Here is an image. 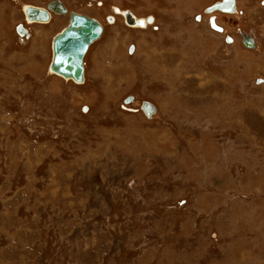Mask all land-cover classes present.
I'll return each instance as SVG.
<instances>
[{"label": "rangeland", "instance_id": "1", "mask_svg": "<svg viewBox=\"0 0 264 264\" xmlns=\"http://www.w3.org/2000/svg\"><path fill=\"white\" fill-rule=\"evenodd\" d=\"M52 1L0 0V264H264V0H57L103 25L81 84Z\"/></svg>", "mask_w": 264, "mask_h": 264}, {"label": "water", "instance_id": "2", "mask_svg": "<svg viewBox=\"0 0 264 264\" xmlns=\"http://www.w3.org/2000/svg\"><path fill=\"white\" fill-rule=\"evenodd\" d=\"M48 11H55L61 14H66V8L60 1H52L47 6ZM235 12L234 0L216 1L211 6L206 8L207 13L213 11ZM47 10L36 8L32 6L26 7L25 17L30 21H48L49 14ZM125 23L131 26L145 27L146 23H151V17L147 19L136 20L129 11L124 12ZM143 22V26H140ZM209 25L212 30L222 32L223 29L216 25L214 18L209 19ZM103 32L101 24L91 17L77 14L75 12L69 13L68 26L60 33L56 34L52 39V60L49 64V70L57 75L67 79H72L74 82L81 84L83 82V58L88 51L89 46L99 39ZM18 34L28 35L27 31L22 27H18ZM231 41L227 38V42ZM242 44L247 49H253L255 43L253 38L247 34H242ZM131 98L128 99L130 101ZM141 110L146 117L150 118L155 113V107L145 102L141 106Z\"/></svg>", "mask_w": 264, "mask_h": 264}, {"label": "flooded vegetation", "instance_id": "3", "mask_svg": "<svg viewBox=\"0 0 264 264\" xmlns=\"http://www.w3.org/2000/svg\"><path fill=\"white\" fill-rule=\"evenodd\" d=\"M61 2V1H60ZM62 3V2H61ZM63 4V3H62ZM64 5V4H63ZM47 6V5H46ZM101 6H102V3H101ZM40 8H43L44 10H47L48 11V9H47V7H40ZM65 8H66V6H65ZM66 14H61V13H58V12H55V11H48V14H49V20L47 21V22H38V21H32L30 24H32V25H44V24H49V23H51L52 22V20H53V18H55V17H58V18H60V20H62V19H64L63 18V16L64 15H67V19H68V21H69V13L71 12V11H68V9L66 8ZM76 13V12H75ZM77 14H79V13H77ZM81 15H83V14H81ZM113 19V18H112ZM26 20H28L27 18H26ZM30 21V20H29ZM27 24H29V23H27ZM217 24V23H216ZM102 26V28H103V25H101ZM223 29V28H222ZM224 30V29H223ZM219 34H220V32H218ZM221 33H223V31L221 32ZM20 37H23L22 35H20V34H18ZM102 35V34H101ZM241 40H242V38H241ZM97 41V40H96ZM95 41V42H96ZM95 42H93L91 45H93ZM90 45V46H91ZM90 46H89V48H90ZM89 48H88V50H89ZM87 53V52H86ZM51 54H52V46H51ZM53 56V55H52ZM85 56H86V54H85ZM85 56H84V58H83V63H84V59H85ZM84 67V66H83Z\"/></svg>", "mask_w": 264, "mask_h": 264}, {"label": "bare ground", "instance_id": "4", "mask_svg": "<svg viewBox=\"0 0 264 264\" xmlns=\"http://www.w3.org/2000/svg\"><path fill=\"white\" fill-rule=\"evenodd\" d=\"M235 1V0H234ZM26 11V10H25ZM115 11L117 12V13H119V14H121V16L124 18V21H125V17H124V12H120L118 9H115ZM213 12H221V13H226V14H232L231 12H223V11H220V10H217V11H213ZM213 12H211V13H213ZM235 12H236V7H235ZM234 12V13H235ZM207 13V12H206ZM211 13H207V14H211ZM134 17V16H133ZM135 18V17H134ZM136 20H138L137 18H135ZM147 19V18H146ZM29 20V19H28ZM145 20V19H144ZM154 21V20H153ZM38 22H47V21H38ZM151 23H146V26L147 25H150ZM129 27H137V26H131V25H128ZM146 26L145 27H139V28H146ZM242 34H244V33H241V36H242ZM242 38V37H241ZM254 43H255V40H254ZM73 81V80H72Z\"/></svg>", "mask_w": 264, "mask_h": 264}, {"label": "snow or ice", "instance_id": "5", "mask_svg": "<svg viewBox=\"0 0 264 264\" xmlns=\"http://www.w3.org/2000/svg\"><path fill=\"white\" fill-rule=\"evenodd\" d=\"M140 26H143V22H140Z\"/></svg>", "mask_w": 264, "mask_h": 264}]
</instances>
